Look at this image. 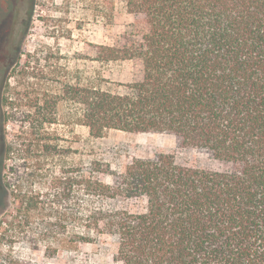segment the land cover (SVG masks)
Masks as SVG:
<instances>
[{"label": "trees", "instance_id": "obj_1", "mask_svg": "<svg viewBox=\"0 0 264 264\" xmlns=\"http://www.w3.org/2000/svg\"><path fill=\"white\" fill-rule=\"evenodd\" d=\"M124 3L132 29L117 46H99L97 59L137 61L141 75L118 84L124 93L67 87L78 123L92 138L175 135L231 168L182 166L160 154L133 160L111 185L83 169L79 241L114 237L113 264H264V0ZM137 198L142 212L104 206Z\"/></svg>", "mask_w": 264, "mask_h": 264}, {"label": "rangeland", "instance_id": "obj_2", "mask_svg": "<svg viewBox=\"0 0 264 264\" xmlns=\"http://www.w3.org/2000/svg\"><path fill=\"white\" fill-rule=\"evenodd\" d=\"M133 23L124 0H17L13 32L0 47V264H113L114 237L92 233L89 243L78 239L83 169L97 170L111 185L133 160L160 154L173 155L182 166L231 168L175 135L110 130L92 138L78 123L80 105L67 97V87L124 93L118 84L139 79L137 61L97 59L99 46H117ZM43 114L51 123L40 126ZM44 144L48 152H42ZM104 206L138 213L146 201L119 199Z\"/></svg>", "mask_w": 264, "mask_h": 264}, {"label": "flooded vegetation", "instance_id": "obj_3", "mask_svg": "<svg viewBox=\"0 0 264 264\" xmlns=\"http://www.w3.org/2000/svg\"><path fill=\"white\" fill-rule=\"evenodd\" d=\"M17 17V0H0V47L5 38L13 32ZM1 83V77H0ZM1 90V85H0ZM2 145L0 131V192L2 187Z\"/></svg>", "mask_w": 264, "mask_h": 264}]
</instances>
